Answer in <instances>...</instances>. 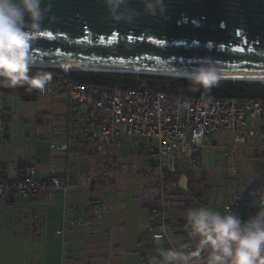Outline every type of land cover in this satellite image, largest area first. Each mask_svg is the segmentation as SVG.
<instances>
[{
    "label": "built area",
    "instance_id": "2783aa9c",
    "mask_svg": "<svg viewBox=\"0 0 264 264\" xmlns=\"http://www.w3.org/2000/svg\"><path fill=\"white\" fill-rule=\"evenodd\" d=\"M52 79L39 95L66 96L65 114L60 121L50 123L48 133L49 166L47 176L39 178L30 168L16 177L8 178L0 170V204H10L18 196L42 191L65 195L77 187L90 186L96 173L86 164L111 157L113 147L123 138L135 140L145 147L147 159L160 168L178 156L196 167L207 135L232 132L227 148L235 170L233 154L240 145H258L264 159V102L258 98H224L169 95L147 86L126 87L123 83L111 86L78 80L73 72L55 67H43ZM15 95L0 96V137L8 138L9 121L14 116ZM4 117H8L6 123ZM257 122L258 128L247 122ZM59 155V163L52 161ZM83 162L85 166L76 168ZM85 167V168H84ZM125 167V166H122ZM162 184V182H161ZM163 185V184H162ZM192 200L187 194L167 195L161 191L158 207L150 214L148 231L164 237L171 248H177L166 231V208ZM239 196L232 195L224 210L234 208ZM110 206L90 200L86 206L66 208L58 235L73 228L88 229L101 220ZM187 248L191 249L190 246ZM146 264L151 257L145 255Z\"/></svg>",
    "mask_w": 264,
    "mask_h": 264
},
{
    "label": "water",
    "instance_id": "95a60500",
    "mask_svg": "<svg viewBox=\"0 0 264 264\" xmlns=\"http://www.w3.org/2000/svg\"><path fill=\"white\" fill-rule=\"evenodd\" d=\"M129 6L138 14L117 22L104 0H44L29 66L160 74L212 65L221 75H264V0H164L151 14L142 0H129Z\"/></svg>",
    "mask_w": 264,
    "mask_h": 264
},
{
    "label": "crops",
    "instance_id": "0c3cea01",
    "mask_svg": "<svg viewBox=\"0 0 264 264\" xmlns=\"http://www.w3.org/2000/svg\"><path fill=\"white\" fill-rule=\"evenodd\" d=\"M18 124L16 116L10 119V134L7 138L9 142L18 141ZM247 125L258 128L255 121H248ZM212 136L213 141L216 137L223 138L224 142L221 143L224 149L223 155L227 158V148L231 145L230 137L227 133ZM46 143L45 153L40 152L39 146L36 145L27 155L18 157L14 168H11L9 163L0 157V170L8 178L16 177L19 175V161L24 163L21 172L33 168L39 178H44L47 176L49 166L48 139ZM258 153V145H240L233 154L236 164L233 171L243 170L248 181L247 186L264 174V170L260 171L258 176L252 174L257 169L261 170V163L264 161L258 158ZM201 155L200 150L199 162ZM52 162L58 165V154L54 155ZM83 166L85 164L80 162L76 168L80 169ZM192 181L197 193L191 194L187 183L185 188L192 200L172 204L165 212L167 235L177 249L182 246L191 248L195 246L196 241L190 238L187 230L185 214L190 208L205 206L209 197L207 190H204L205 181L202 176L193 178ZM99 184H94L88 189L93 191ZM144 188V194L139 200L141 211L143 210L139 216L140 221L130 231L124 225L117 226V230H121L120 234L111 227L115 220L121 218L122 211L117 213L111 211V208L106 211L101 220L95 221L88 229H69L63 236L56 233V230L61 227L66 208L86 206L90 199L99 200L89 196L82 203L75 201L69 204L68 196H78L85 191L81 187L73 188L65 195L56 191H42L29 196L15 197L10 204H0V264H146L145 255L153 256L154 251L171 248V246L164 237L156 240L155 236L148 231L150 214L157 208L158 200H155V196L150 193L149 190L152 189L145 186ZM232 195L236 194H231L229 198ZM58 196L62 197V205L61 208L57 206L55 209L57 205L55 199ZM229 198L227 203H229ZM122 219L126 220L124 216ZM66 233L71 235V239L68 243L67 256L64 257L59 251L58 238L61 239L62 244H65Z\"/></svg>",
    "mask_w": 264,
    "mask_h": 264
},
{
    "label": "rangeland",
    "instance_id": "374dc122",
    "mask_svg": "<svg viewBox=\"0 0 264 264\" xmlns=\"http://www.w3.org/2000/svg\"><path fill=\"white\" fill-rule=\"evenodd\" d=\"M65 107L66 96L64 94L38 95L36 99L29 101L17 100L13 108L15 113L13 116L17 117L19 123L18 141L13 143L9 142L7 138L0 137L1 159L7 161L11 168H14L18 157L27 155L36 145L39 146L40 152L45 153L50 123L61 120L65 114ZM226 133L232 143V132ZM222 142H224L222 137H216L213 141V136L207 135L201 149L200 162L193 170L190 169L193 178L202 176L205 183H208L207 185L203 183L204 190H207L209 196L205 206L221 212L228 204L229 196L231 194L243 195L248 184L243 170L238 172L230 170L231 160L223 155ZM143 150L145 151L144 145L142 148L137 141L123 138L121 144L113 147L111 157H116L111 158L108 163L97 161L91 164L85 163L86 167H91L95 171L96 179H99L95 184H100L93 191H90L88 186L81 187L85 191L78 196H68V203L71 204L75 201L82 203L92 196L102 201L106 206H110L111 211L117 213L122 211L121 218L115 220L111 227L114 231H119L118 234H120L121 230H117V226L124 225L130 231L140 221L139 216L143 210L141 211L139 200L144 194V186L152 189L149 191L155 196L161 190L159 183L164 182L166 186L163 189L167 195L183 194L187 196L186 189L180 186L181 182L186 183L187 177L191 175L186 172L189 171L187 161L172 158L166 167L160 169L153 160L147 159V153H143ZM261 165V170L253 171V175L258 176V173L264 170V161ZM177 168L182 171L179 178L174 177ZM103 177H106L105 181L113 179L114 182L102 183ZM55 200L57 205L54 204V208L56 209L57 206L61 208L62 197L58 196ZM168 208L169 206L166 210ZM123 216L126 218L124 221ZM70 239L69 233H66L65 244H62L61 239L58 238L59 251L64 257L67 256ZM158 254L159 251H154L153 256L149 255L152 259Z\"/></svg>",
    "mask_w": 264,
    "mask_h": 264
},
{
    "label": "clouds",
    "instance_id": "9594fccd",
    "mask_svg": "<svg viewBox=\"0 0 264 264\" xmlns=\"http://www.w3.org/2000/svg\"><path fill=\"white\" fill-rule=\"evenodd\" d=\"M43 3L44 0H0V87L27 85L29 91H44L52 79L50 72L29 75L30 40L45 15ZM142 3L151 14L162 7L164 0H142ZM104 4L117 22H130L138 14L129 6V0H104ZM187 78L192 81L193 91L202 88L206 92L218 79L212 65L197 67ZM180 186L186 188V183L182 181ZM255 207V213L247 219L233 214L230 207L223 212L206 206L188 209L186 226L195 246L162 248L149 264H264V191ZM155 239L160 240L161 236L156 235Z\"/></svg>",
    "mask_w": 264,
    "mask_h": 264
},
{
    "label": "trees",
    "instance_id": "16d2710c",
    "mask_svg": "<svg viewBox=\"0 0 264 264\" xmlns=\"http://www.w3.org/2000/svg\"><path fill=\"white\" fill-rule=\"evenodd\" d=\"M43 70V67L29 66V75L33 76ZM72 74L75 79L107 86H111L114 83H123L126 87L130 88L147 86L151 90L160 91L169 95L224 98H258L264 102V82L261 81L217 79L216 85L213 86L210 91L206 92L202 88L197 91H193L190 87L192 85V81L184 76L116 71H75ZM8 95H15L18 100L29 101L36 99L39 94L37 92V89H32L31 91H29L27 85L16 88L0 87V96ZM4 121L7 123L9 121V118L4 117ZM260 154L261 151L259 150L258 158L262 159ZM115 157L116 156H112L108 160H102V162L108 163L111 158ZM174 158L177 160H181L178 156H174ZM186 164L189 169V171L186 172L188 174H191L190 169L193 170V168L195 167L190 165L188 162H186ZM23 166L24 163L18 161V174L23 173L21 172L24 168ZM179 174H182V171L178 168L175 169L174 177L179 178ZM104 178L106 177L102 178V183L106 181L114 182L113 179H106L105 181ZM98 180L95 179L88 187H92ZM192 180L193 175L191 174L187 177L186 183L189 187L190 193L194 195L197 192L195 191V185L193 184ZM162 184L161 182L159 183L161 190L159 191V193H157V195H155V200H159L161 191L165 192V189L163 188L166 185L164 184V182H162ZM262 191H264V174L261 175L260 178L246 186L244 194L239 196V200L231 212L240 216L242 219H247L249 216L255 213V202L261 196Z\"/></svg>",
    "mask_w": 264,
    "mask_h": 264
},
{
    "label": "bare ground",
    "instance_id": "6f19581e",
    "mask_svg": "<svg viewBox=\"0 0 264 264\" xmlns=\"http://www.w3.org/2000/svg\"><path fill=\"white\" fill-rule=\"evenodd\" d=\"M42 66L61 68V69L67 70V71L138 72V71H134V70H131V69L105 68V67H97V66L82 65V64H72V65L42 64ZM156 73L188 77V74L190 72L161 71V72H156ZM217 77H218V79L247 80V81H261V82H264V75H221V74H217Z\"/></svg>",
    "mask_w": 264,
    "mask_h": 264
},
{
    "label": "snow or ice",
    "instance_id": "6c2138e0",
    "mask_svg": "<svg viewBox=\"0 0 264 264\" xmlns=\"http://www.w3.org/2000/svg\"><path fill=\"white\" fill-rule=\"evenodd\" d=\"M40 35H48V36H50V35H51V33L42 32V33H40ZM158 43H163V41H158Z\"/></svg>",
    "mask_w": 264,
    "mask_h": 264
}]
</instances>
